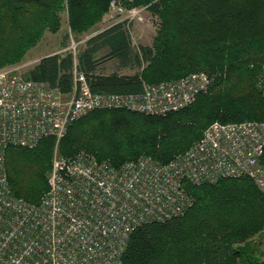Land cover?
<instances>
[{
	"label": "trees",
	"instance_id": "trees-1",
	"mask_svg": "<svg viewBox=\"0 0 264 264\" xmlns=\"http://www.w3.org/2000/svg\"><path fill=\"white\" fill-rule=\"evenodd\" d=\"M131 1L147 5L160 18L153 46L141 48L140 56L135 53V63L142 58L146 65L132 76L99 75L92 52L86 50L78 60L88 65L84 73L91 89L138 92L140 75L157 83L204 72L213 80L208 92L164 117L94 110L74 122L58 142L46 137L31 148L8 147L5 170L15 196L37 203L47 192L56 143L62 157L84 150L115 167L140 155L164 163L189 148L212 122L264 121V0ZM108 8L109 0H0V68L20 62L46 32L57 33L64 13L70 31L82 34ZM114 31L118 34L107 40L110 54L131 58L121 24L96 38ZM72 72V54L60 60L52 55L27 78H43L67 91ZM185 187L192 207L182 217L136 229L122 264H264V250L255 240L264 232V189L249 177Z\"/></svg>",
	"mask_w": 264,
	"mask_h": 264
},
{
	"label": "built area",
	"instance_id": "built-area-1",
	"mask_svg": "<svg viewBox=\"0 0 264 264\" xmlns=\"http://www.w3.org/2000/svg\"><path fill=\"white\" fill-rule=\"evenodd\" d=\"M131 0H109L127 35L142 21ZM75 47V44H73ZM19 67L0 70V264H122L130 235L139 227L182 217L193 205L186 184L249 177L264 187V122L209 124L197 141L167 162L149 155L113 166L81 150L55 157L48 190L39 202L14 195L5 170V150L60 140L94 110H126L166 116L207 93L204 72L171 81L142 83L138 92H96L83 71L72 72L64 91L24 77ZM264 95V87H260Z\"/></svg>",
	"mask_w": 264,
	"mask_h": 264
},
{
	"label": "rangeland",
	"instance_id": "rangeland-1",
	"mask_svg": "<svg viewBox=\"0 0 264 264\" xmlns=\"http://www.w3.org/2000/svg\"><path fill=\"white\" fill-rule=\"evenodd\" d=\"M132 7L143 8V10H141V13H140V16H142V21L136 20V21L130 22L129 24L130 33L128 35L131 46L133 47L131 49L139 50V52L141 53L142 52L141 48L153 46L154 39L158 32L160 18L158 17L156 13L150 10L147 5H134L132 1L126 2L125 9H129ZM119 17L120 15L116 14L113 11V9L111 10L109 6L108 11L103 15L100 22H98L95 26H93L90 30H88L85 33L75 34V33H72L70 29H68L69 26L67 23V14L64 13L63 23L61 25L60 30L57 33L52 34V33L46 32L44 36L42 37V39L35 46L31 47L26 52L24 58L20 62L13 64V65H6L4 67H1L0 70L11 68V67H19L20 68L19 71H21V74L24 77H27L30 71L33 70V68H35L36 64L38 63L39 58L42 55L60 51L61 48L64 46L63 44H66L68 51H70L73 55L77 56L83 50L84 46L86 47L85 44L92 37H94V35H92V33L90 34V32L94 31L96 27L103 28L104 31L107 29H110L111 28L110 25L115 24L118 20H120ZM73 44H75V47H73ZM96 57L97 59L102 60L106 58V54L102 50L96 54ZM145 65H146V62H144L141 58L140 66L142 67L141 68H139V66L137 67V70H136L137 74L138 73L140 74V71H142ZM115 67L116 66H114V63H110L107 66L108 69L105 71L101 70V68L96 69L97 74L105 75V76L111 75V74H117V75L124 74V70L123 71L116 70ZM139 79H140V83H150L144 80L142 75H140ZM167 81H171V80H167ZM261 122H264V121H261ZM55 157H62L58 152L57 143L55 144L54 152L52 155V162ZM260 188L264 189V187H260ZM255 240H260L261 242L260 248L264 250V232L258 235L257 237H255ZM262 261L264 263V255L262 257Z\"/></svg>",
	"mask_w": 264,
	"mask_h": 264
},
{
	"label": "crops",
	"instance_id": "crops-1",
	"mask_svg": "<svg viewBox=\"0 0 264 264\" xmlns=\"http://www.w3.org/2000/svg\"><path fill=\"white\" fill-rule=\"evenodd\" d=\"M66 14H67V12H66ZM68 29H70V28L68 27ZM103 31H104L103 28H97L96 27L94 29V31L90 32V34L92 33V35H94V37H92L85 44L86 47L84 46L83 50L80 53H82V52H84L86 50L92 52L91 61H92V64H93L92 66L95 69L101 68V70L105 71V70L108 69L107 66L110 63H114V66H116L115 67L116 70H120V71H123L124 70V74L123 75L132 76V75L136 74L137 73L136 72L137 67L139 66V64L141 63V61L139 60L140 63H137V62L135 63V53H138V55L140 56V52H139V50H132L131 49L133 47L131 46V43H130V40H129L128 35H126V34L123 33L121 36L124 38L125 44L129 48L132 57L131 58L130 57L118 58V57H114V56H112L110 54L113 49H112V47H110L109 43H107L108 38H110L114 34H118L117 31L111 32L109 35H106L105 37H101L99 39L96 38ZM92 39H95V40L92 41ZM90 41H92V42H90ZM67 49H68L67 46H63L60 51L53 52V53H47V54L42 55L39 58L38 63L36 64V66H39L40 63H41V61L43 59H45L47 57H50L52 55H57L58 58H59V60H60V59L64 58L67 54H72ZM102 50L108 56L105 59L99 60V59H97L96 54L99 51H102ZM80 53L78 55H80ZM78 55L75 56V55L72 54V58H73V69L76 68L77 70L84 72L85 69H86V66H88V65H86L85 63L79 61L78 60ZM129 69L132 70V71H130ZM31 72H32V70L30 71L29 74H31ZM39 80L46 81L43 78H40Z\"/></svg>",
	"mask_w": 264,
	"mask_h": 264
}]
</instances>
